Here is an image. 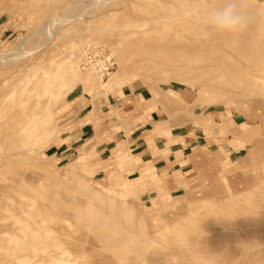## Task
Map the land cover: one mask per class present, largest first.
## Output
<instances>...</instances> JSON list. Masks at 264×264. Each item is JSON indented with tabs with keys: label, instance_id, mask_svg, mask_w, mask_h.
<instances>
[{
	"label": "rangeland",
	"instance_id": "rangeland-1",
	"mask_svg": "<svg viewBox=\"0 0 264 264\" xmlns=\"http://www.w3.org/2000/svg\"><path fill=\"white\" fill-rule=\"evenodd\" d=\"M222 3L0 0V264H264V0L239 34ZM145 108L201 148L105 152Z\"/></svg>",
	"mask_w": 264,
	"mask_h": 264
},
{
	"label": "crops",
	"instance_id": "crops-1",
	"mask_svg": "<svg viewBox=\"0 0 264 264\" xmlns=\"http://www.w3.org/2000/svg\"><path fill=\"white\" fill-rule=\"evenodd\" d=\"M135 97H137V95H135ZM131 99L133 100L134 98ZM113 102L118 104L120 109L122 108V98H118L117 101ZM88 106L90 105L88 104L87 107ZM148 110L149 108H145L141 112L142 114L147 115V121L144 125L142 124L143 122L139 120L137 128L132 130L129 136H126L124 131L121 130L119 134L112 138L110 141L105 144L103 143V150L105 152L110 151L120 142L129 143L132 152H134L135 155L139 156L144 161L153 162L157 166V169L169 167L170 170H172V167L169 166V163L176 159L177 152L181 151L182 154L187 157L189 151H192L196 148H201L203 138L201 136L194 137L189 134L191 132L176 136L175 138H173L175 139L173 140V142L169 141L167 138H162L161 136H155L149 139L148 136H146L147 130L152 131L153 124L163 119H161V108L152 110L149 114ZM87 126V130H90L91 125L87 124ZM74 141V143L71 145L72 147L74 146V144H78V140ZM179 166L180 165L175 164L176 168H178Z\"/></svg>",
	"mask_w": 264,
	"mask_h": 264
},
{
	"label": "clouds",
	"instance_id": "clouds-1",
	"mask_svg": "<svg viewBox=\"0 0 264 264\" xmlns=\"http://www.w3.org/2000/svg\"><path fill=\"white\" fill-rule=\"evenodd\" d=\"M192 14L191 11L184 13L186 17ZM208 20L210 26L217 32L239 34L250 26L253 15L243 0H223L220 7L211 10Z\"/></svg>",
	"mask_w": 264,
	"mask_h": 264
},
{
	"label": "bare ground",
	"instance_id": "bare-ground-1",
	"mask_svg": "<svg viewBox=\"0 0 264 264\" xmlns=\"http://www.w3.org/2000/svg\"><path fill=\"white\" fill-rule=\"evenodd\" d=\"M63 19V18H62ZM66 19H67V17H66ZM51 35H53L54 34V31L52 30L51 31V33H50ZM73 50V49H72ZM1 55V58H0V63L1 62H3L5 59H7L8 60V56L6 57V54H0ZM73 55H75V54H73ZM10 57V56H9ZM15 57V56H14ZM19 58H20V55H19ZM15 59H17V56L15 57ZM14 59V60H15ZM79 59V58H78ZM78 59H75L74 58V56H71L70 58H69V60H68V69L72 72V74L74 75H76V73H77V71H78ZM9 60H13L12 58L11 59H9ZM91 61V60H90ZM10 62H12V61H10ZM88 62H89V59H88ZM87 64V63H86ZM88 68V67H87ZM89 75V74H88ZM90 77V76H89ZM13 94V93H12ZM11 96V95H10ZM82 157V159H85L86 158V155H82L81 156ZM88 158V157H87Z\"/></svg>",
	"mask_w": 264,
	"mask_h": 264
},
{
	"label": "built area",
	"instance_id": "built-area-1",
	"mask_svg": "<svg viewBox=\"0 0 264 264\" xmlns=\"http://www.w3.org/2000/svg\"><path fill=\"white\" fill-rule=\"evenodd\" d=\"M104 55L102 56L103 58L102 62L104 63V65H102L100 69L103 71L102 74L105 76L106 74H109V70L112 68L113 63H110L109 58Z\"/></svg>",
	"mask_w": 264,
	"mask_h": 264
}]
</instances>
